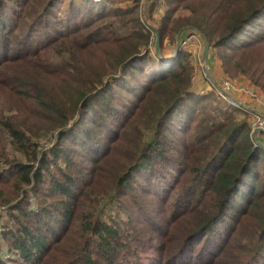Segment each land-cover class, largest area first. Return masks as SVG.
<instances>
[{
  "label": "trees",
  "instance_id": "trees-1",
  "mask_svg": "<svg viewBox=\"0 0 264 264\" xmlns=\"http://www.w3.org/2000/svg\"><path fill=\"white\" fill-rule=\"evenodd\" d=\"M123 1L0 0V264H264L249 115L149 49L196 30L264 95V0Z\"/></svg>",
  "mask_w": 264,
  "mask_h": 264
},
{
  "label": "rangeland",
  "instance_id": "rangeland-1",
  "mask_svg": "<svg viewBox=\"0 0 264 264\" xmlns=\"http://www.w3.org/2000/svg\"><path fill=\"white\" fill-rule=\"evenodd\" d=\"M151 0H139V5L141 6V20L144 24L149 26L151 29L155 27V23L151 21V18L147 15V7ZM122 3L123 5L129 4L131 0H125ZM163 12V7L159 8L158 11L153 12V18H158ZM181 34L179 36V42L177 45L176 36L174 41L171 43L164 39L162 43V51L155 45L156 40V32L152 29L153 35H150L151 43L149 44V49L156 48L160 55H170L172 51L176 50V46H183L189 50L190 53V62L193 65V82L194 85H197L200 90L203 91H211L216 97H220L223 100L226 98L235 101L239 104L244 110L240 107V111L249 115V124L250 128L255 119V112L264 113V105H262V101L264 99V95L259 90L258 87L253 86L248 80V78L244 75H236L230 76L224 73L223 66L221 60L215 56L213 58H208L211 49L208 47L207 58L203 60V51L205 47V41L200 32L196 30H191L186 27L180 28ZM178 33V32H177ZM176 33V34H177ZM184 41L186 45H182L181 43ZM159 44V40H158ZM163 53V54H162ZM228 95L232 96L229 97ZM229 103V102H228ZM223 104V103H222ZM231 104V103H229ZM261 133L257 135V137H253V132L250 130V135L253 140L257 141V138L260 139V144L264 145V131H260ZM46 138V136H44ZM43 143L45 142V139ZM7 151L9 153H13L15 150L9 142V139L5 137L4 139ZM42 143V144H43Z\"/></svg>",
  "mask_w": 264,
  "mask_h": 264
},
{
  "label": "built area",
  "instance_id": "built-area-1",
  "mask_svg": "<svg viewBox=\"0 0 264 264\" xmlns=\"http://www.w3.org/2000/svg\"><path fill=\"white\" fill-rule=\"evenodd\" d=\"M187 41H184L181 43L182 45H186ZM232 97V96H229ZM231 104L237 106V107H241L239 104H237L235 101L230 100L228 98H226ZM262 105H264V99L261 102ZM242 108V107H241ZM244 110V107L242 108ZM261 129V131H264V113L261 112H255V119L253 121V124L251 125V131L253 132V137H257V135H259L261 132L258 131V129Z\"/></svg>",
  "mask_w": 264,
  "mask_h": 264
},
{
  "label": "water",
  "instance_id": "water-1",
  "mask_svg": "<svg viewBox=\"0 0 264 264\" xmlns=\"http://www.w3.org/2000/svg\"><path fill=\"white\" fill-rule=\"evenodd\" d=\"M155 32H156L155 45H156V47L159 49V44H158L159 35H158L157 30H155ZM180 34H181V30L178 31V33L176 34L177 45H178V42H179V36H180ZM201 35H202V37H203V39H204V41H205V47H204V51H203V60H205V59L207 58L209 42L206 40V38H205V36H204L203 34H201ZM177 48H178V47L176 46V49H177ZM228 96H230V95H228ZM258 131H261V129L259 128ZM255 142H256V140H255Z\"/></svg>",
  "mask_w": 264,
  "mask_h": 264
}]
</instances>
